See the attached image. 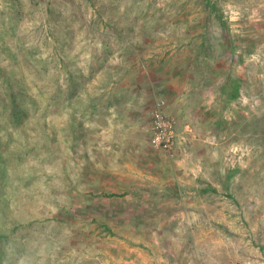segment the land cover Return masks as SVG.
I'll return each instance as SVG.
<instances>
[{
  "label": "rangeland",
  "instance_id": "obj_1",
  "mask_svg": "<svg viewBox=\"0 0 264 264\" xmlns=\"http://www.w3.org/2000/svg\"><path fill=\"white\" fill-rule=\"evenodd\" d=\"M208 1L0 0V264H264V0Z\"/></svg>",
  "mask_w": 264,
  "mask_h": 264
},
{
  "label": "trees",
  "instance_id": "obj_2",
  "mask_svg": "<svg viewBox=\"0 0 264 264\" xmlns=\"http://www.w3.org/2000/svg\"><path fill=\"white\" fill-rule=\"evenodd\" d=\"M208 4L211 6L212 11L218 16L221 27H222V33L225 37L227 46L232 50V52L236 51V42L233 39L232 33H231V27H230V23L229 20L226 19V17L222 14L218 12V6L216 2H213L212 0L208 1ZM13 81V77L11 79V84L12 87L16 86V84L20 81L21 85H23L24 83L27 85L28 84V77L26 75L25 72H22L20 74H18ZM224 92L227 93V95L231 98V99H236L240 96V89H239V85L237 84L236 80H233V78L230 79V83L229 86L226 88L225 85L222 89ZM14 95V92H13ZM47 122V121H46ZM6 169V167L0 162V187L1 185H3L4 182V170ZM0 193H1V189H0ZM2 195L0 196V208H2V201H1ZM1 214V213H0Z\"/></svg>",
  "mask_w": 264,
  "mask_h": 264
},
{
  "label": "crops",
  "instance_id": "obj_3",
  "mask_svg": "<svg viewBox=\"0 0 264 264\" xmlns=\"http://www.w3.org/2000/svg\"><path fill=\"white\" fill-rule=\"evenodd\" d=\"M149 148H152V147L149 146ZM148 176H150V178H152L151 180H153L150 183V185L152 187H150L149 190L153 191L154 195H160V194L161 195H165V194L167 195V193H168V194H172V195L174 194V195H179V196L189 195V194L191 196H194V195L197 196L199 194V189L194 187V186L187 187V185H185V187H183V186L180 187V185L179 186L177 185V187H174L173 189H170V188L164 189L165 184H168L170 182L169 181L170 179L164 174L148 175ZM193 178L194 177H192V180H193ZM181 179H183V177H181ZM160 206H162V204L158 205L157 210ZM175 206L176 205H172V203L167 204V208L168 207L173 208ZM189 206H191V207L187 208V210H189V209L197 210V208H194V203H191V205H189ZM161 210L164 211L165 208L162 207ZM192 238L193 237H191V244H192Z\"/></svg>",
  "mask_w": 264,
  "mask_h": 264
},
{
  "label": "built area",
  "instance_id": "obj_4",
  "mask_svg": "<svg viewBox=\"0 0 264 264\" xmlns=\"http://www.w3.org/2000/svg\"><path fill=\"white\" fill-rule=\"evenodd\" d=\"M154 112L155 118V137L154 142L158 147H164L165 149H172L174 145V125L173 122L168 119L162 111V104Z\"/></svg>",
  "mask_w": 264,
  "mask_h": 264
}]
</instances>
